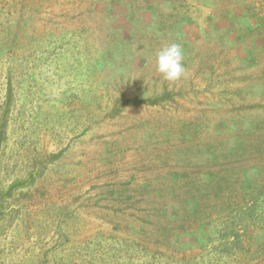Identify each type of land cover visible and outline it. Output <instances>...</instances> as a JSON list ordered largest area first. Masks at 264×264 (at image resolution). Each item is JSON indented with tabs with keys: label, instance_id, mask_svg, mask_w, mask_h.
<instances>
[{
	"label": "rangeland",
	"instance_id": "374dc122",
	"mask_svg": "<svg viewBox=\"0 0 264 264\" xmlns=\"http://www.w3.org/2000/svg\"><path fill=\"white\" fill-rule=\"evenodd\" d=\"M0 264H264V0H0Z\"/></svg>",
	"mask_w": 264,
	"mask_h": 264
},
{
	"label": "clouds",
	"instance_id": "9594fccd",
	"mask_svg": "<svg viewBox=\"0 0 264 264\" xmlns=\"http://www.w3.org/2000/svg\"><path fill=\"white\" fill-rule=\"evenodd\" d=\"M182 62V46L178 43H171L156 54L155 71L163 80L175 82L180 80L185 73Z\"/></svg>",
	"mask_w": 264,
	"mask_h": 264
}]
</instances>
